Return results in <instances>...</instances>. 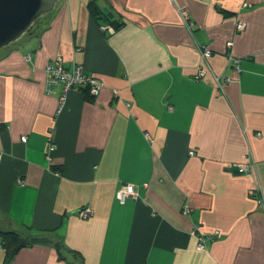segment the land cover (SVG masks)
I'll return each instance as SVG.
<instances>
[{
	"label": "crops",
	"instance_id": "1",
	"mask_svg": "<svg viewBox=\"0 0 264 264\" xmlns=\"http://www.w3.org/2000/svg\"><path fill=\"white\" fill-rule=\"evenodd\" d=\"M88 1L57 0L0 49V228L49 241L8 263L0 245V264H264V0H95L106 20ZM57 55L98 94L70 88L58 111Z\"/></svg>",
	"mask_w": 264,
	"mask_h": 264
},
{
	"label": "built area",
	"instance_id": "2",
	"mask_svg": "<svg viewBox=\"0 0 264 264\" xmlns=\"http://www.w3.org/2000/svg\"><path fill=\"white\" fill-rule=\"evenodd\" d=\"M181 18L183 22L186 25H189L191 23L189 15L186 10H181L180 12ZM244 27V23L241 21H238L236 24L237 30H241ZM101 31H107L110 30L109 26L101 25L100 26ZM227 46H231L232 42L228 41L226 43ZM201 60L204 62H207V59L211 56V50L208 47L202 46L199 47ZM237 59H234V62H236ZM208 64L206 63L205 66H203L201 63L197 67V73L195 74L197 78H202L207 69ZM45 82H44V91L47 94L54 93L55 88L59 85L62 86V91L58 95V111L61 110V108L64 105L65 102V94L66 91L70 88L77 89L81 86L85 87L86 92L91 95L95 96L98 94L100 89L103 86V82L98 79L97 77L87 74L83 66L81 64H74L72 67L68 68L65 67L63 64V59L60 55H57L52 58L50 62H48L45 66ZM213 80L215 82V92L216 94L222 93L223 89L219 80V77L217 75H213ZM260 133L258 132V135ZM22 141H25V136L21 137ZM55 149V143L50 140L49 138V144H48V152H47V159H51V153ZM191 153V151H190ZM236 170L238 172H246L249 170V155L248 153H245L242 156V160L235 163ZM134 186L130 183H123L115 192L116 198L120 202H124L125 199L129 196L134 195ZM249 194L253 197H255V194L257 193L255 188H251L248 190ZM258 201H260L259 198H257ZM187 210V209H186ZM81 217H86L92 214V212L88 208H81L78 213ZM205 238L202 236H199V241L197 243V248H202L205 243Z\"/></svg>",
	"mask_w": 264,
	"mask_h": 264
},
{
	"label": "water",
	"instance_id": "3",
	"mask_svg": "<svg viewBox=\"0 0 264 264\" xmlns=\"http://www.w3.org/2000/svg\"><path fill=\"white\" fill-rule=\"evenodd\" d=\"M57 0H0V49L21 37Z\"/></svg>",
	"mask_w": 264,
	"mask_h": 264
},
{
	"label": "trees",
	"instance_id": "4",
	"mask_svg": "<svg viewBox=\"0 0 264 264\" xmlns=\"http://www.w3.org/2000/svg\"><path fill=\"white\" fill-rule=\"evenodd\" d=\"M87 8L92 17H95V18L100 17L105 20L107 19V16L98 7L95 0H89L87 3ZM108 21H109L108 24L111 25V27H113L114 29L122 23L121 19L112 20L108 18ZM34 23L28 30H30L33 27ZM38 242L45 243L49 241L46 240L43 236L37 235L36 233L34 234L30 232V233L22 234L18 232L17 230L0 228V245L5 250V263H8L9 261H11L20 248L24 246H29V245H32ZM54 247L57 251V256L59 259L67 260V257L69 256V254H71L72 256H79L78 252L67 248L64 244L60 242L55 243Z\"/></svg>",
	"mask_w": 264,
	"mask_h": 264
}]
</instances>
